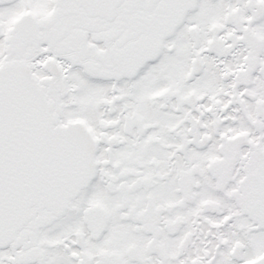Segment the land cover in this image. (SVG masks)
Masks as SVG:
<instances>
[{
	"label": "snow or ice",
	"instance_id": "6c2138e0",
	"mask_svg": "<svg viewBox=\"0 0 264 264\" xmlns=\"http://www.w3.org/2000/svg\"><path fill=\"white\" fill-rule=\"evenodd\" d=\"M0 264H264V0H0Z\"/></svg>",
	"mask_w": 264,
	"mask_h": 264
}]
</instances>
